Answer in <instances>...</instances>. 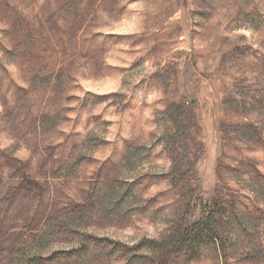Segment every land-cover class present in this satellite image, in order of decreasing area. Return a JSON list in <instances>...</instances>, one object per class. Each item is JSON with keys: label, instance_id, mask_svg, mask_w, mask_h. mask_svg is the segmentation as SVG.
Here are the masks:
<instances>
[{"label": "rangeland", "instance_id": "374dc122", "mask_svg": "<svg viewBox=\"0 0 264 264\" xmlns=\"http://www.w3.org/2000/svg\"><path fill=\"white\" fill-rule=\"evenodd\" d=\"M172 104L197 196L184 223L235 208L249 237L229 257L148 242L183 216L160 140ZM114 179L123 217L78 212ZM21 255L264 264V0H0V264Z\"/></svg>", "mask_w": 264, "mask_h": 264}, {"label": "trees", "instance_id": "16d2710c", "mask_svg": "<svg viewBox=\"0 0 264 264\" xmlns=\"http://www.w3.org/2000/svg\"><path fill=\"white\" fill-rule=\"evenodd\" d=\"M186 113L185 106L179 104H172L162 111L161 120L165 125L162 129V138H160L173 163L169 174L171 175L173 183L178 186L180 195L182 196L184 202L183 216L181 217L182 219L176 222L175 227L168 236L161 240H151L148 242L154 250L159 252L168 250L182 251L191 257L198 258L202 248L206 246L220 252L224 257H229L230 249H235L236 245L238 248L239 243L246 241L247 239L245 237H249V233L245 231V222L241 221L244 216L240 218L242 215H238V211L235 208L229 213L226 210H219L214 207L213 209L205 210L196 223L192 225H186L184 223V217L185 215H189L195 207L194 202L197 197L190 183L191 162L187 158V162L184 164L180 159L181 157L177 149L179 145V139L176 137L178 136V132L183 131L181 135H184L183 133L187 131L184 122ZM131 156L132 153H126L123 161L126 160L129 163ZM124 185L130 186L131 184L117 179L100 182L95 193H91L88 202L78 207V212L86 213L87 216L97 214L103 216L104 214L106 217H123L121 210L118 209L120 207L118 204L121 201L120 198L122 195L119 187ZM225 214L229 216L228 219L225 218ZM50 225H45L40 230V234L44 232L46 235L52 229ZM262 248L263 245L261 243L258 247H254L255 254L257 255V252H263ZM257 249L260 250L256 251ZM72 253L73 250L61 251L59 252L61 256L57 259H68ZM28 257L25 255L18 256L17 258L19 260L17 264H44L49 260L42 256L35 257L34 259Z\"/></svg>", "mask_w": 264, "mask_h": 264}]
</instances>
